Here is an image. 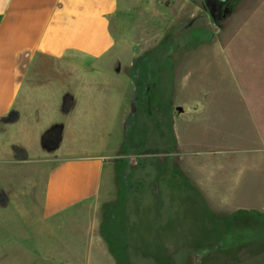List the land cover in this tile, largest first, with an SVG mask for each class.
I'll use <instances>...</instances> for the list:
<instances>
[{"label": "rangeland", "instance_id": "374dc122", "mask_svg": "<svg viewBox=\"0 0 264 264\" xmlns=\"http://www.w3.org/2000/svg\"><path fill=\"white\" fill-rule=\"evenodd\" d=\"M179 1L178 30L92 79L74 138L47 135L37 113L17 132L2 123L0 264H264V0H232L219 24L203 0ZM76 155L102 157L100 185L48 213L51 173ZM82 165L90 185L96 166Z\"/></svg>", "mask_w": 264, "mask_h": 264}, {"label": "crops", "instance_id": "0c3cea01", "mask_svg": "<svg viewBox=\"0 0 264 264\" xmlns=\"http://www.w3.org/2000/svg\"><path fill=\"white\" fill-rule=\"evenodd\" d=\"M165 1L0 0V142L3 122L13 116L17 132L19 121L32 113L38 114L37 120L49 118L37 126L45 127L47 135H58L62 145L74 138L84 122L81 112L90 110L99 94L92 79L121 75L132 46H147L148 55L158 46L161 29L167 24L172 32L180 28L182 11L188 13L189 6L182 10L179 0L168 2L166 18ZM169 42L175 39L169 37ZM58 111L67 116L65 122L50 118ZM70 158L76 161L62 163L51 173L50 185L57 190L46 199L48 213L90 197L100 185L103 166L97 159L102 157ZM82 164L96 166L90 185L75 181Z\"/></svg>", "mask_w": 264, "mask_h": 264}, {"label": "flooded vegetation", "instance_id": "af4514ba", "mask_svg": "<svg viewBox=\"0 0 264 264\" xmlns=\"http://www.w3.org/2000/svg\"><path fill=\"white\" fill-rule=\"evenodd\" d=\"M203 3L207 10H212L215 13L216 19L220 21L224 14L228 15L232 0H203Z\"/></svg>", "mask_w": 264, "mask_h": 264}, {"label": "water", "instance_id": "95a60500", "mask_svg": "<svg viewBox=\"0 0 264 264\" xmlns=\"http://www.w3.org/2000/svg\"><path fill=\"white\" fill-rule=\"evenodd\" d=\"M205 3H206V2H205ZM209 12H210V14H211V16H212L214 22H215L216 24H219V21L216 19L215 13H214L212 10H210V9H209ZM226 17H227V15L224 14L223 18H226Z\"/></svg>", "mask_w": 264, "mask_h": 264}]
</instances>
